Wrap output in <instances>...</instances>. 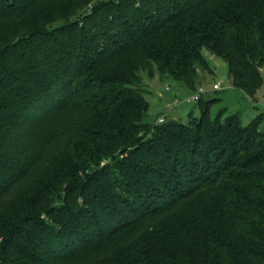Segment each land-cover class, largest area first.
<instances>
[{"label":"trees","instance_id":"1","mask_svg":"<svg viewBox=\"0 0 264 264\" xmlns=\"http://www.w3.org/2000/svg\"><path fill=\"white\" fill-rule=\"evenodd\" d=\"M205 50L255 94L264 0H0V264H264V115L145 122Z\"/></svg>","mask_w":264,"mask_h":264},{"label":"rangeland","instance_id":"2","mask_svg":"<svg viewBox=\"0 0 264 264\" xmlns=\"http://www.w3.org/2000/svg\"><path fill=\"white\" fill-rule=\"evenodd\" d=\"M209 65L214 74H199L198 84L192 90L172 79L163 78L159 74L154 79L149 78L146 72L140 73L144 98L149 103L146 123L157 124L162 117L166 118L164 123L178 122L189 124L191 120L201 118V105L199 102H188V100L199 94L200 89L205 93L202 95V103L215 100L211 105L212 117H217L225 112V117L240 114L245 126L253 120L264 115V73L263 85L255 94L247 95L243 91L233 87L229 76L227 64L216 56L204 51ZM220 85V91L214 92V88ZM255 106V109H254ZM204 107V105H203ZM264 131V119L260 126ZM112 164L111 161L103 165Z\"/></svg>","mask_w":264,"mask_h":264},{"label":"built area","instance_id":"3","mask_svg":"<svg viewBox=\"0 0 264 264\" xmlns=\"http://www.w3.org/2000/svg\"><path fill=\"white\" fill-rule=\"evenodd\" d=\"M114 1H117V0H114ZM214 90L215 91L220 90V85L218 87H215ZM203 93H205V92L200 91L198 95H195L194 97L190 98L188 100V102H199L200 99H201V97H202V95H203ZM165 121H166V118L165 117H162V118L159 119V123L160 124H163Z\"/></svg>","mask_w":264,"mask_h":264},{"label":"crops","instance_id":"4","mask_svg":"<svg viewBox=\"0 0 264 264\" xmlns=\"http://www.w3.org/2000/svg\"><path fill=\"white\" fill-rule=\"evenodd\" d=\"M254 109H255V106H254Z\"/></svg>","mask_w":264,"mask_h":264}]
</instances>
